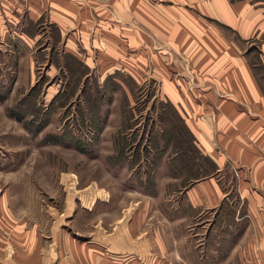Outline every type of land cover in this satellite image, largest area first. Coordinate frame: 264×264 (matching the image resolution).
Listing matches in <instances>:
<instances>
[{"label": "rangeland", "instance_id": "obj_1", "mask_svg": "<svg viewBox=\"0 0 264 264\" xmlns=\"http://www.w3.org/2000/svg\"><path fill=\"white\" fill-rule=\"evenodd\" d=\"M43 26L31 44L0 40V193L33 216L48 242L61 232L97 240L110 264H242L235 243L246 218L237 219L244 206L231 173L223 171L229 198L222 208L201 211L185 196L212 167L178 118L166 75L87 69L57 44L53 26ZM259 57L254 51L255 63ZM168 77L175 90H191V69ZM22 113V120L14 115ZM138 205L149 239L158 235L164 246L113 248L107 234Z\"/></svg>", "mask_w": 264, "mask_h": 264}, {"label": "crops", "instance_id": "obj_2", "mask_svg": "<svg viewBox=\"0 0 264 264\" xmlns=\"http://www.w3.org/2000/svg\"><path fill=\"white\" fill-rule=\"evenodd\" d=\"M40 25L53 26L63 51L89 67L166 75L167 95L218 166L185 196L201 211L222 208L229 198L223 171L230 172L244 206L237 219L246 218L235 243L239 261L264 264V0H0V40L31 44ZM255 42L262 46L254 50ZM186 67L191 90H175L168 73ZM15 206L0 193V264H110L97 240L61 232L48 242ZM139 209L129 208L126 224L107 234L110 246L133 253L164 246L158 235L149 239Z\"/></svg>", "mask_w": 264, "mask_h": 264}, {"label": "trees", "instance_id": "obj_3", "mask_svg": "<svg viewBox=\"0 0 264 264\" xmlns=\"http://www.w3.org/2000/svg\"><path fill=\"white\" fill-rule=\"evenodd\" d=\"M71 56L72 57H74L75 58V60L77 61V62H79V63H81V64H84L83 62H82V60L80 59V58H78L77 56H75V55H73V54H71ZM84 65H86V64H84ZM87 69H90V67L89 66H85ZM36 93V92H35ZM33 94L34 95V97H37L36 95L37 94ZM60 93V92H59ZM58 93V94H59ZM57 94V95H58ZM31 95V94H30ZM26 99V98H25ZM24 99V100H25ZM31 103H32V106L33 107H31L32 108V110H33V113L34 114H36V116L37 117H39V116H41L40 114V108L37 106V101H31ZM26 106H23V109L25 108ZM176 111V114H177V116H178V118L180 119V120H182L183 122H184V119H183V117L182 116H180L178 113H177V110H175ZM15 115V117L17 118V119H19V120H22L24 117H25V114L24 113H22V114H14ZM45 121H46V119L45 118H43V120L42 121H40V124H39V126H38V129L37 130H40L43 126H44V124H45ZM190 131V130H189ZM191 139H192V141H193V145H194V148H196V150H197V145H196V143H195V138H194V135L191 133ZM207 159H208V161H209V163L211 164V167H212V171H210V172H207V173H205V174H203L202 176H200V177H203V176H208V175H211L212 173H214L216 170H217V168H218V166H217V164L214 162V160H212L210 157H208L207 156ZM194 163V165H196L197 163H195V162H193ZM193 163H192V165H193ZM197 178H199V177H197Z\"/></svg>", "mask_w": 264, "mask_h": 264}]
</instances>
